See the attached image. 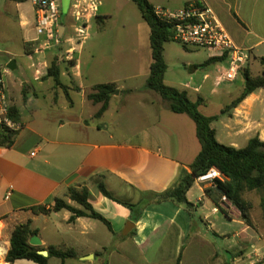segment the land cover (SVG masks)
Here are the masks:
<instances>
[{
	"label": "crops",
	"instance_id": "0c3cea01",
	"mask_svg": "<svg viewBox=\"0 0 264 264\" xmlns=\"http://www.w3.org/2000/svg\"><path fill=\"white\" fill-rule=\"evenodd\" d=\"M196 1L210 6L235 44L248 50L250 59L246 66L251 73L253 59L259 57L264 64V0H183L181 6L165 9L177 10ZM104 2L90 21V24L97 22L99 27L101 23L102 30H105L106 20L110 17L108 12H102ZM68 3L70 10L73 0H68ZM59 10V29L64 27V37L65 16L69 15L64 12V0H59ZM90 24L89 30L92 29ZM74 29L75 21L69 25V35L63 41V46L68 47L66 50L64 47L62 52L68 61L73 58L75 65L62 66L59 86L47 75L49 66L61 50L54 48L45 53L39 50L41 39L36 29L33 0H0V41L3 42L4 53L18 57L21 54H16L14 48L19 45L30 59H35L37 55L35 63L29 66L31 80L23 83V99H16L8 90L11 109L23 128L11 148L0 147V264H36L29 260L14 263L6 260L13 231L28 221L32 222V229L38 231L36 235L42 241L40 247L45 250L50 246L73 248L77 252L75 259L78 264H95L97 258L102 264H176L179 258L180 264H252L256 261V264H264V244L255 243L245 235L241 237L240 234L235 248L238 250L226 251L231 260L223 259L219 251L208 248L214 243L203 228L196 227L195 211L207 225V231L212 230L214 238L219 240L223 238V233L214 227L220 216L224 215L232 221L241 218L233 206L224 207L226 213H223L220 209L222 198L214 186H199L200 197L196 201L191 193L199 183L196 181L189 190L187 199L193 205V214L174 201L153 202L137 221L133 220V213L128 208L99 192L95 177L102 175L107 189L124 201L139 203L143 192L162 193L176 184L184 170L190 171L201 151V144L196 128L193 129L189 119L184 117L186 114L164 115L161 107L169 109L168 104L155 92L156 95L146 90L145 96L140 97L135 94L136 89H126L117 84L119 80L114 77L117 65L115 54L105 50L106 57L95 49L100 34L92 41L94 47L90 57H84L82 51L77 53L73 46ZM83 44L80 47L84 49ZM208 52L204 62L189 65L191 73L188 80V74L178 72L182 81L170 82L169 66L165 76L167 85L187 92L193 102L201 100L199 108L207 107V96L214 92L205 89L206 82L227 62L208 63L217 55ZM148 54L149 70L150 45ZM165 60L168 65L166 56ZM213 67L217 70L211 69ZM143 77L146 83L149 73ZM215 81L217 87L225 82L220 81V76ZM109 83L116 84L119 92L113 95L102 117L96 118L101 104L86 98V93H91L94 86ZM230 90L225 88L228 93ZM61 91L67 102L60 101ZM73 92L82 95L80 111L72 98ZM122 92L127 94L123 98L120 97ZM130 107L138 113L135 117L139 119L137 127H133L132 122H120L117 118L126 115L124 111ZM226 117L228 121L224 123V128L231 139L230 146L243 148L240 143L246 146L255 136L264 141V88L249 95ZM219 121L223 133V116L215 122ZM215 122L212 127L220 142L218 131L213 126ZM71 187L88 188L90 203L111 223L112 231L105 224L106 229H101L94 222L96 219L81 217L71 223V212L53 211L57 198L68 199V203L73 205L68 198ZM207 188L212 190L211 196L206 195ZM40 206L46 207L49 212L36 214L33 208ZM217 208L220 210L214 212ZM130 222L134 226L129 225ZM245 226L242 233L250 228ZM240 255H245L246 259L242 260ZM69 260L64 264H70ZM49 264L63 263L60 259L51 258Z\"/></svg>",
	"mask_w": 264,
	"mask_h": 264
},
{
	"label": "trees",
	"instance_id": "16d2710c",
	"mask_svg": "<svg viewBox=\"0 0 264 264\" xmlns=\"http://www.w3.org/2000/svg\"><path fill=\"white\" fill-rule=\"evenodd\" d=\"M25 2L27 0H12ZM134 2L150 29V56L151 64L147 88L158 94L167 102L169 109L176 114L188 115L196 124L197 138L201 144V151L190 166V171L184 170L174 186L162 193L143 192L139 203L124 201L115 197L103 182L102 175L95 177V182L99 192L110 200L128 208L133 213V220L141 218L143 211L153 202L162 203L174 201L184 205L188 210L193 206L187 199V193L196 183L197 179L206 174L211 168H217L224 176V180L216 179L214 188L220 197L226 196L228 202L239 211L242 220L249 226L252 225L251 210L252 203L245 197V192L264 191V141L259 136L251 138L243 148L226 146L220 143L216 137V131L212 127L213 122L218 121L221 116L231 115V111L236 109L249 95L264 88V72L261 75L253 76L248 66H245L241 74L244 78V89L242 93L228 104L220 115L207 117L199 111L201 100L193 102L187 92L181 91L165 83V76L168 65L165 60V44L173 42V25L168 23L156 14V7L149 0H131ZM235 15V14H234ZM236 16V15H235ZM100 18H97L99 20ZM189 50L188 47L184 46ZM63 50V49H62ZM54 58L48 68V77L53 78L56 85L61 86V73L64 64L75 65L74 59L68 61L62 52ZM227 60V55L217 54L208 63L223 62ZM118 90L114 83L101 84L94 86L92 92L88 94V99L95 104H101V108L96 114V118L102 117L107 110L110 100ZM11 116L14 121L18 118L11 109ZM18 132L0 129V147L11 148L17 137ZM207 196L212 195V190H205ZM68 198L77 203L80 208L68 203L65 199L57 198L53 207L54 212L67 210L72 213L69 222H74L77 218L88 217L103 222L111 231V223L100 213H98L90 203V192L87 187L69 188ZM220 206V205H218ZM226 213L224 207H220ZM264 215V199L262 200ZM36 214H47L46 207H35ZM32 222L18 225L11 236V247L6 255L9 263L17 260H29L36 264H49L51 258H57L64 264L69 259L77 258V252L73 248H57L50 246L47 251L49 256L39 254L42 247H35L29 244L32 236L38 234L37 230L32 229ZM180 258L176 264H180Z\"/></svg>",
	"mask_w": 264,
	"mask_h": 264
},
{
	"label": "rangeland",
	"instance_id": "374dc122",
	"mask_svg": "<svg viewBox=\"0 0 264 264\" xmlns=\"http://www.w3.org/2000/svg\"><path fill=\"white\" fill-rule=\"evenodd\" d=\"M152 4L158 7L163 8H171L175 9L182 5L183 0H149ZM69 3L68 0H64V12H67L69 15L65 16V25H66V33L63 38H61V44L58 46H54L52 49H59L64 50L63 46L65 44L64 39L69 35V25L70 23L74 22L72 18V12L71 9L69 10ZM70 11V12H68ZM102 12H108L110 14V17L108 20H106V27L105 30H102V24H99L95 21H93L90 25H92V29L89 30V39L85 42L84 49L83 47H80V43L75 40V43H73L77 49V53L82 51L84 57L88 58L91 55L92 49L94 47L93 40L97 39V34H100L96 42L98 44L96 45V50H100L103 55H106L107 53L103 52L105 50H109L110 54H115L114 60L116 61V69L114 73V77L119 80L117 84L119 86H123V88H133L135 90V94L139 95L140 97L145 96L146 90L150 91L145 83V78L143 77L145 73H149V70L147 68V63L149 61L148 53H149V26L146 23L145 19L143 18L141 11L139 10L138 6L132 2L131 0H105ZM10 27V25H9ZM12 27V26H11ZM10 27V28H11ZM100 31H105L104 34ZM100 32V33H99ZM72 34L75 35V33ZM40 44L39 47L41 52L45 53V51H50L51 49H45L44 48V37H39ZM2 40L0 41V60L3 64L8 65V63L12 60H17L18 63V69L15 71L10 70L6 74V84L9 92L12 94L13 97L16 99H23L24 93H23V83L27 80H31L32 70H31V64L35 63V59H30V56H27L23 54L22 49L19 45H17L14 48V51L18 57H14L13 55L4 53L3 49H5L2 44ZM92 44V45H91ZM68 47V45L66 46ZM65 47V50L67 49ZM62 50V51H63ZM208 50L206 49H185L184 46L178 42H169L165 44V56L168 62L169 66V81L170 82H179L182 81L181 78L178 75V72H185L187 75L188 80L190 78L191 68L189 67L190 64H200L204 62L206 57L208 56ZM39 54V53H37ZM110 56V55H109ZM16 62V61H15ZM221 66V65H220ZM223 66V65H222ZM221 66V67H222ZM220 68V67H219ZM211 69H216V67H213ZM252 73L254 75L262 74L264 71V64L261 60V58L257 57L256 59L252 60ZM217 70V69H216ZM210 71V70H209ZM218 72V70H217ZM220 73H217L213 76L212 79H210L205 84V89L209 91L210 93L212 90H214L213 94L207 96V107L199 108V111L205 115H219L222 112V109H224L233 99H235L243 90L244 88V78L243 75L240 74L238 78L234 82H221L220 86L215 85V80L219 79ZM198 79H201L199 76H197ZM230 88L231 92H226L225 88ZM46 89V87H45ZM90 92V91H89ZM86 93V98H88V93ZM119 91L116 92L118 94ZM46 95H49V93L45 92ZM61 102H67V98L65 94L61 91ZM152 93V91H151ZM90 94V93H89ZM153 94H155L153 92ZM124 95V96H123ZM127 94L126 92H122L120 97H125ZM156 95V94H155ZM73 100L77 103L80 111L81 106V100L82 95L77 92L72 93ZM167 103V102H166ZM119 105V104H118ZM134 107V104L132 105ZM128 108L127 111H124V114L121 115V117H117L120 119V122L125 123H133V127H137V124L139 123V119H136V115L138 113L133 111V108ZM88 111V109H86ZM133 111V112H131ZM232 110L231 112H233ZM230 112V113H231ZM161 113L164 115H171L172 117L175 115L172 113V111L162 105L161 107ZM88 113L86 112L85 115ZM229 116V114L227 115ZM186 119H189L190 125L193 129L196 128L194 121L188 116L185 115ZM228 121V118L226 116H223V133L221 129V122H215L214 127L218 131V138L220 140V143L230 146L231 145V139L228 136L227 131L224 128V123ZM138 122V123H137ZM174 127V125H171ZM223 134V138H222ZM243 141V140H242ZM241 147L245 146V143H240ZM199 183V182H198ZM199 186H202L201 183L197 184L194 189L192 190L191 196L193 197V200H197L200 197V189ZM244 197L252 203L253 209L251 210V216H252V225L249 226L250 228H247L245 232L242 233L243 229L246 227L245 222L242 220V218H236V221H232L225 217L224 215H221L219 218V222H215V230H218V232L223 233L222 239H216L213 236V231H207V225H205L201 219L200 215L194 212V217L196 221V227H201L204 229L205 232H207L210 235V239L214 243L213 245L209 246L208 248L214 249L220 252V254L223 256V259L231 260L227 250L236 251L238 249H235L237 246L238 239L243 235H245L249 240H253L255 243H263L264 244V215H263V209H262V200L264 199V191H252V192H245ZM68 201V199H65ZM73 205L77 207L79 206L77 203L72 202ZM187 212L193 214L192 210H188ZM240 215V214H239ZM241 217V216H240ZM94 222L98 223L100 225L101 229H106V226L104 223H102L99 220H95ZM245 223V224H244ZM247 225V224H246ZM44 226V225H41ZM49 226V225H48ZM124 230V229H123ZM233 247V249H231ZM240 250V249H239ZM241 256V255H240ZM238 258V257H237ZM242 260L246 259V256H241ZM70 264H78V260H69ZM95 264H102L101 261L97 258V261Z\"/></svg>",
	"mask_w": 264,
	"mask_h": 264
},
{
	"label": "built area",
	"instance_id": "2783aa9c",
	"mask_svg": "<svg viewBox=\"0 0 264 264\" xmlns=\"http://www.w3.org/2000/svg\"><path fill=\"white\" fill-rule=\"evenodd\" d=\"M102 1L73 0L71 12L75 21V40L78 43L83 44L88 39L90 21L98 12ZM33 4L37 33L45 38L44 48L47 50L60 45L62 40L59 36L61 19L59 0H33ZM156 14L173 25V41L190 49H206L221 56L227 55L226 66L218 69L220 81L234 82L247 65L250 59L248 50L235 44L217 18L215 11L206 3L196 1L177 10L156 7ZM8 72L10 68L0 61V129L19 132L23 125L14 121L10 115L11 105L6 84ZM216 179L224 180L225 176L217 168H211L206 174L200 176L197 182L214 186ZM227 206L231 205L224 196L222 207ZM219 210L214 209V212Z\"/></svg>",
	"mask_w": 264,
	"mask_h": 264
},
{
	"label": "water",
	"instance_id": "95a60500",
	"mask_svg": "<svg viewBox=\"0 0 264 264\" xmlns=\"http://www.w3.org/2000/svg\"><path fill=\"white\" fill-rule=\"evenodd\" d=\"M63 32H64V27H60L59 29V36L62 38L63 37ZM8 67L10 68V70L15 71L16 69V62L12 61L11 63H9ZM129 225L134 226V223L130 222ZM29 244L31 246H35V247H40L42 245V241L39 238L38 235H34L30 238L29 240ZM40 255H43L45 257L49 256V252L47 250H40L39 251Z\"/></svg>",
	"mask_w": 264,
	"mask_h": 264
}]
</instances>
